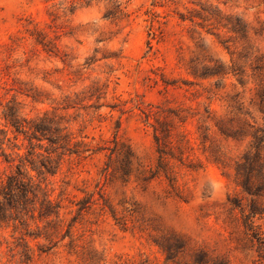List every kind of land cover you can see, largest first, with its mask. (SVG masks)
<instances>
[{
	"label": "rangeland",
	"instance_id": "obj_1",
	"mask_svg": "<svg viewBox=\"0 0 264 264\" xmlns=\"http://www.w3.org/2000/svg\"><path fill=\"white\" fill-rule=\"evenodd\" d=\"M258 65L264 0H0V182L59 211L0 221V264H264Z\"/></svg>",
	"mask_w": 264,
	"mask_h": 264
},
{
	"label": "trees",
	"instance_id": "obj_2",
	"mask_svg": "<svg viewBox=\"0 0 264 264\" xmlns=\"http://www.w3.org/2000/svg\"><path fill=\"white\" fill-rule=\"evenodd\" d=\"M255 71L260 79L261 88L258 92L260 104H264V65L256 66ZM51 120L52 117L46 113L40 118V122L38 124L29 126V129H31L34 134L39 136V140L44 138L47 139L50 145H55V149L53 150L54 152L59 147H64V145L59 143V141L65 139L67 134H60V132H58L60 129H57L55 130L57 136L55 135L54 137V134L52 135V128H48L44 125V123L47 122L51 123ZM19 127L24 129L26 126ZM65 129L66 126L61 129V131ZM47 133H51V135H47ZM62 135H64V137H62ZM263 145L264 135L259 137L257 136L255 152L245 154L237 165V174L240 180L239 185L246 194L252 197L261 196V192L264 191V176L261 175V177L257 178L261 180L260 185L256 190H254L253 180L257 177V175L262 174L264 171V158L261 153ZM38 194H41L44 197L40 206V217H50L53 214L57 215L59 211L56 210L55 206L52 204V200L49 198V195L42 191L39 184L32 182L31 178L26 179L19 172L8 175L6 179L0 182V221L20 220L18 215H21L23 212L27 213L31 211V209H29V204H35L36 199L38 200L39 198ZM253 205L250 207V212L246 216V223L250 229L254 228L253 218L257 213H259L257 208Z\"/></svg>",
	"mask_w": 264,
	"mask_h": 264
}]
</instances>
